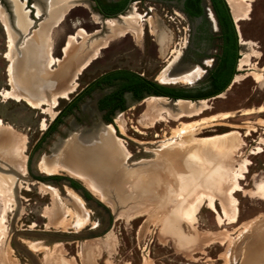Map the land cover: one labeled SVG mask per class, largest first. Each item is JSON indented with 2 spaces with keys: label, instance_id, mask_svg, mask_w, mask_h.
Listing matches in <instances>:
<instances>
[{
  "label": "rangeland",
  "instance_id": "1",
  "mask_svg": "<svg viewBox=\"0 0 264 264\" xmlns=\"http://www.w3.org/2000/svg\"><path fill=\"white\" fill-rule=\"evenodd\" d=\"M78 2H72L70 6ZM85 2L82 0L83 5L86 4ZM0 3L10 15L9 7L4 6L2 1ZM203 3L207 7V12L211 13L208 0H203ZM246 3L248 13L235 23L239 38L249 43L246 54L244 53L246 51L240 48V58H244V54L248 55V58L244 68L236 71L235 80L230 87L218 95L204 99L203 102L201 100L202 105L196 112L169 114L166 108H171L179 100L172 104L174 101L166 97L150 96L142 103L131 105L128 113L116 114L114 119L117 126L115 125L116 132L113 133L115 140L113 144L119 149L121 159L108 161L115 171V177L103 179L98 177L90 166H86L85 171L71 170V148H76L77 144L81 145L80 140L76 138L80 128L69 127L70 120L65 117L55 132L47 136L49 123L76 91L103 71L115 67H129L145 73V76L158 77L167 63L173 61L170 60L172 56L169 55L172 53L175 56L177 50H184L188 32L187 23L182 22L184 29H181V38L172 39L171 26L163 20L165 13L174 15L175 12L180 13L179 9L171 3L134 2L126 13L134 11L139 15L138 20L133 22L137 30H130L129 34L120 36L115 31L111 32L107 26L101 27L103 24L99 26L92 23L95 16H88L83 6L82 18L86 17L87 20H82V25L77 24L81 7L71 8L59 26L54 28L56 47L62 44L66 33L70 34L64 46L65 53L70 38H75L73 46L67 52V57L75 64L82 60L81 56L78 57L75 53L77 54L87 43L86 38L93 36L100 46L105 47L99 46L94 55L97 58L92 60L91 57L88 65L78 67V64H74L75 71L71 73L70 82H66L67 85L70 83L69 86H75L72 93L70 92L67 97H57L55 104L52 103V97L49 105L38 108L23 100L5 98L2 95L4 89L10 90L11 87L8 84L6 71L8 61L5 57L8 51V38L0 19V121L15 132L18 136L17 141L22 142L18 141L19 145H17L15 141L12 143L13 140H6L13 151L15 150L14 152L18 151V146L20 150L16 154H20L21 163L23 162L24 165L22 170H18L5 163L0 164L4 167V169L0 168V176L5 179L10 175L14 180L12 184L8 182L10 192L6 189L4 190L6 194L4 191L0 192V264H220L223 260L225 264L233 262L236 264L235 257L231 255V248L238 247L236 243L241 236L232 239L230 244H220L202 237L201 233L208 230L217 231L223 226L233 231L228 226L218 225L215 214L203 205L204 200H208V196L202 191L200 192L203 196L196 202L191 221L187 223V220L186 222L182 219L177 211V197L184 192L181 188L175 191V179L165 175L166 169L164 164L161 165L160 160L168 154L174 155L177 151H182L200 161L203 160L201 154L207 153L206 147H208L213 149L211 153L230 154L229 163H224L226 166L233 168L241 161H249L247 172L240 180L244 188L250 190L258 181L264 180V150L257 153L260 150L259 146L255 151L257 154L251 153L253 147L260 144L259 139L264 137V82H258L253 76L254 73H259L264 78V0H246ZM141 13L149 14L146 18L149 22L151 20L150 24L143 21L145 17ZM29 15L34 23L28 30V36L33 35L45 20L46 12L37 20L34 19L36 13ZM74 16L76 19L73 18ZM69 18H73L71 22ZM112 20L106 19L105 25ZM73 25L82 27L75 35L73 31L76 29L72 28ZM155 25L169 36L162 47L159 46L152 31L153 28L155 30ZM62 26L64 31L61 29ZM99 27L98 33H92V28ZM50 31L51 28L47 35L52 44ZM82 32L86 34L85 38L78 43V37ZM141 34L143 43L139 46L136 43H141L139 40ZM23 36L24 34L21 38ZM151 38H155V42ZM46 45V42L42 43V48H46ZM155 48L158 51H155ZM55 56H58V52ZM40 59V64L30 65L35 76L38 69H44V66L49 67V70L54 67L50 72L51 75L56 74L61 68L62 61L48 56V52L45 57L41 54ZM50 59H53V64L48 65ZM185 85L186 83L176 84L180 87ZM56 88L59 90V87ZM157 98H159L157 101L162 102L163 105H159V109L152 113L151 104L157 102L155 100ZM189 103L195 102L189 101ZM164 107L166 108L163 109ZM157 111L160 112L159 115L156 114ZM220 112L227 116L209 119ZM130 125L137 130H133ZM67 128L70 131H65ZM234 130L236 133L228 138L214 142L202 140L205 137L226 134ZM69 136L70 138L66 139ZM219 142L230 144L227 153L223 150L224 147L220 148L217 145ZM129 154L131 156H128ZM42 160L50 164L57 163L60 168L50 176L39 168ZM218 164L223 162L220 161ZM8 167L15 168L16 173ZM54 176L59 178H53ZM67 177L79 181L90 191L92 198L85 200L79 192L66 183ZM245 192L235 194L238 198L240 219L264 212V198L252 197L251 194L247 196ZM74 193L83 199V205L89 216V222L80 228L73 225L74 219L71 214H65L68 210L76 213L78 211L73 198ZM97 201L102 207H97L99 205ZM57 204L61 206L58 214ZM54 210L55 214L59 215L58 219L65 215L62 224L57 218L52 219L51 212ZM193 221L195 222L192 223ZM166 222L173 224L164 228ZM109 239L112 240L111 250L104 247ZM95 241L99 244L94 253L89 245L94 247ZM32 243H37L40 247L33 249ZM217 257L221 258L217 259Z\"/></svg>",
  "mask_w": 264,
  "mask_h": 264
},
{
  "label": "bare ground",
  "instance_id": "2",
  "mask_svg": "<svg viewBox=\"0 0 264 264\" xmlns=\"http://www.w3.org/2000/svg\"><path fill=\"white\" fill-rule=\"evenodd\" d=\"M6 1L8 2L9 6H10L12 16L5 12L2 4L0 3V19L4 25L5 32H6V35L8 38V40H7L8 51L6 52L5 57L7 58V61H8L6 71H7V75H8V84L11 88H10V90L4 89L2 91V95L5 98H13V99L15 98L18 101L23 100V101L27 102L29 105L36 107V108L41 107L42 105H49V103H51L52 101L50 99L48 100L46 98V96L43 95V91L39 90L37 92V94L29 93L26 89L27 88H33V87L30 86V83L28 80H26V77L21 78L19 75L17 77V73H18L19 69L21 70V67L26 68L27 66L25 67V65H29V67H30L31 64H40L41 63L40 55L42 54L45 57V54L50 50V48L52 46V44L49 42L50 38L48 39V35H47L49 32V29L51 28V25L53 23L55 24L56 22H58L59 18L62 16V13H64L65 8L67 6H70V4L72 2H77L79 0H44L45 3H41V2L37 3L36 17H38V18L41 17V15H43L42 12H44V11L46 12V17H45V20L40 24L39 28L37 30H35L34 34L29 35V36H28V34H29L28 30L31 28L32 24L34 23V20L30 17L29 10L28 9L26 10L24 8L25 3L20 1V0H6ZM226 1L229 3L228 5L231 8L230 11L232 12V17L234 19V22H238L239 20L243 19L249 11L247 6H246V5H248L246 3V0H226ZM138 17H139V15L137 13H135L134 11H130V12H127L124 16H122L120 21L113 19L112 22L108 23L106 26L110 29L111 32L115 31L118 35L122 36L125 32H129L130 30H132V31L137 30L135 28L133 22H136L138 20ZM150 22H151V20H150ZM152 27H154V25H152ZM152 31L154 32V34L156 36V40H157L159 46L162 47L166 43V41L168 40V37H169L168 34L163 29L159 28L157 25H155V30L153 28ZM23 34L25 36V37L23 36V39H26V40H24L25 45L22 47L19 46V47H21V51H23V53H22L23 57H22V55L21 56L18 55L19 50L16 51V49H18L17 44L20 42V39H21ZM85 35L86 34H84V32H82L80 34V37L82 36V38H85ZM110 38H111V36H110ZM86 39H87V43H85V45H83V47H81V49H79V52H77V54L75 53L76 56H78V57L81 56L80 58H82V60H80L79 63L77 62L75 64L72 60H70V58L67 57V52L73 46V43L75 41V38H70V41L68 43V48L66 47V50H65V57H67L66 60H62L61 63L58 61L61 65L60 70L56 74H52V75L48 74L46 76V78H47L46 82H48L49 85L51 87H53V91L55 90V92L57 94H59L57 97H67L68 94L74 90L75 86H69L70 83L68 85L66 83H64L65 85L63 86V82L66 79V77L71 76L72 75L71 73H73L75 71L74 70V64L75 65L78 64L77 65L78 67L79 66L83 67L84 65H86L89 62L91 57L94 58L95 52L98 50L100 44L97 43V40H94L93 36L88 37ZM44 42H46V44H47L46 48H42V43H44ZM106 42H107V40H106ZM22 43H23V41L21 42V44ZM240 44H241L242 51L245 50L246 52H244V53L246 54L248 52L249 43L244 41L243 38H240ZM14 52H16V53H14ZM245 54H244V58L239 59V64H238L239 70H242L244 68V66L246 65L248 55H245ZM20 60H23L24 63L21 62ZM52 60L53 59L49 60L48 65L52 64ZM172 62L173 61L169 62L162 69L160 74L158 75L157 79L159 82H161L163 84H175V83L192 84L195 81H197V79L200 78V76L203 73V70L197 65H193V66H190L188 68H183V69L178 70V71H173L171 68H169L171 66ZM51 71H52V69H51ZM253 76L258 82H260V83L264 82V78L261 74L254 73ZM73 79H71V80H73ZM74 84H76V83H74ZM56 87H59V90ZM155 100L157 101V100H159V98H157ZM203 101L204 100H202V102ZM56 102H57L56 97H53L52 103L55 104ZM202 102L200 101V102H195V103H189V101L179 100L171 108L168 109V108L164 107L163 109L166 108L167 112L169 114H172V113L177 114V112H185V111L196 112L201 107ZM151 105L153 106V109L150 108L151 106L149 108L151 109V112H152V111L159 109V105H163V103L157 101V102H153ZM149 108H147V109L149 110ZM158 112L159 111H157L156 114L159 115L160 112L159 113ZM156 114H153V116ZM150 116L152 117V115H150ZM226 116L227 115L225 113L220 112L218 114L211 116V118H209V119L214 120V119L223 118ZM155 117H157V116H155ZM186 126H188V125H186ZM101 128L103 130H106V131L105 132L102 131L99 134L100 135V137L98 138L99 143L97 145H93L90 148H85V147H83V146L81 147V145L77 144L76 148H71V155H72V157H71V165H72L71 170L80 169L82 171H85V170H87L86 166H90L92 168V170L94 172H96V175L98 177H100L101 179H103V178H114L115 177V173H114L115 171L108 164V161L121 159L120 158L121 153L119 152V149L117 147L115 148V146L113 144L115 141L113 138L114 128L111 127L110 125H108L106 127H101ZM235 133L236 132L234 130V131L226 133V134L205 137V138H202V140H204L206 142H214V141L219 140V139H224L226 137L228 138ZM17 137L18 136H16L15 132L10 127L4 126L0 121V164L5 163L6 165L13 166L16 169L20 170L22 168L23 162L21 163V159L19 156L20 154L19 153L16 154L20 150L17 146V145H19L18 141H20V140L17 141ZM6 140H11V141L13 140L12 143L15 141L17 144L16 146H17L18 151L16 150L17 152H14L15 150L13 151V148H11L6 143ZM79 140L81 143L82 142L81 140H83V139L81 138ZM14 145L15 144H13V146ZM12 151L15 154H13ZM39 166H40L39 168L41 169V171H43L45 173H49V174H55L58 171V169L60 168V166H58L57 163L50 164L46 160H42L40 162ZM244 169H245L244 166H241L240 172L244 171ZM239 177L241 178V174H239V173H236V174L233 173L232 174L231 181H226V189L224 192H225L227 198L226 197L225 198L220 197V200H221V203L223 206V213L227 217L229 222L234 221L236 218V209H237L236 203L237 202L235 199H233L234 197L231 196L230 193L233 190V188L237 187V185H238L237 179ZM13 181L14 180L10 175H7V178H5V179H3L0 176V192H3L5 189L8 192H10L11 189H10V185L8 184V182H10L12 184ZM94 190H96V189H94ZM4 192L6 194V191H4ZM179 195L180 196H178L179 204L177 205V211L183 217L182 219H185L188 222H190L191 221V215L194 212V209L196 207V201H199V198L203 195L200 192V193L196 194L193 199H191V197L189 198V196H190L189 194H186V196L184 194H179ZM207 196L209 199V204L212 207L213 201H214V198H216V195L211 193L210 195H207ZM218 196H220V195H218ZM197 197H198V200H197ZM73 198H74V201L77 205L78 211L76 213L75 211H69L68 210L67 212H65V214L66 213L71 214L73 216V219H74L73 225L76 228H80L89 222L88 211L83 205V199H81L79 196L75 195V193L73 194ZM228 203H230L229 204L230 209L228 207ZM56 207H57L56 213L58 214L61 211V206H59V204H57ZM141 209H138V211H140ZM51 213H52L51 214L52 219H56L59 216V215L57 216L55 214V210L52 211ZM129 215L132 216V214H129ZM58 221L60 224H62L65 221V215H62L61 217H59ZM0 222H1V220H0ZM164 228H166V227L164 226ZM95 243L96 244L92 243L94 245V247H92L91 244L89 245L90 249L91 248L93 249V252L95 251V249L96 250L98 249L99 243L96 241H95ZM111 245H112V240L110 241V239H109L106 241V244L104 247L107 250H111V248H112ZM31 247L33 249L34 248L38 249L40 246L37 243H35V244L32 243ZM102 247H103V245H102Z\"/></svg>",
  "mask_w": 264,
  "mask_h": 264
},
{
  "label": "flooded vegetation",
  "instance_id": "3",
  "mask_svg": "<svg viewBox=\"0 0 264 264\" xmlns=\"http://www.w3.org/2000/svg\"><path fill=\"white\" fill-rule=\"evenodd\" d=\"M1 1L4 6L9 7V4L6 0H0V2ZM20 1L25 3L24 8L26 10L28 9L29 13H37V3H45L44 0ZM84 1H86L85 3L87 5H83L82 0H79L77 4L67 6L65 8L63 17L58 22L51 25L50 32L52 46L48 51V56H53L56 60L60 61L65 59L64 46L66 44V39L70 34L66 33L62 44L56 47V34L53 32L54 28L59 26V24L64 20V16L71 8L75 6L81 7V11L79 12L81 14L78 18L79 20L77 24L82 25V20H87L86 17L82 18L83 6L85 13H87L88 16H95V19L92 21V23L99 24V26L103 24L101 27H106V19H116L120 21L121 17L125 15L132 3L138 2L143 4L153 1L171 3L176 5V7L179 9L180 13L175 12L173 13L174 15H172V13H165V18L163 19L168 25L171 26L172 39L181 38L180 32L181 29H184L182 22L185 21L188 25L186 28V30H188L187 39L185 45L183 46L184 50H177L175 56H173L172 53L169 55L172 56L170 57V60H173L169 68H171L173 71H178L183 68L197 65L203 70V73L194 83L186 84L185 86L180 87L176 86L178 83L163 84L158 81L157 77L151 78L149 76H145V73L137 72L129 67H115L103 71L96 77L92 78L89 82L85 83V85L76 91V93H74V95L69 98L68 102L57 111L49 123L46 133L47 136L55 132L57 127L61 125L65 117H67L70 120L69 127L80 128V131L77 135L78 137L76 138L81 139V136H85V138L82 137L83 140H81V147L83 145L85 148H90L91 146L97 145L99 143V134L103 130L101 127L111 125L114 127L113 133H115V125L117 126L114 119L115 115L118 113H128V110L131 109V105L142 103L147 97L164 96L173 100L174 102L178 99H187L186 101L198 102L206 98H210L211 96L218 95L222 91L227 90L235 80L234 76H236V71L239 70L238 64L241 54V46L239 45L237 37L234 55L232 56L230 41H225L224 39L220 38L221 29L209 1L211 13L207 12V7L204 5L202 0L200 3L202 12L200 14L188 13L185 9L186 0ZM140 7L142 10L146 11L143 6ZM8 12L11 13L10 8H8ZM42 13H45V11ZM141 14H143L145 17L143 18V21H146V23L149 22V20L146 18L149 14ZM37 18L38 17L36 16L34 17L35 20H37ZM73 18L76 19V16ZM73 18H69L68 20L71 22ZM72 28L76 29L73 31V35H75L76 31L82 27L78 28L76 25H73ZM61 29L64 31L63 26ZM99 29L100 27L92 28V33H96L99 31ZM125 34L129 33L125 32L124 35ZM142 34L141 39H139L141 43H136V45L141 46L143 43ZM130 36H132L131 33ZM78 38L79 43V41L81 42L82 37ZM151 39L155 42V38ZM132 40H134L133 37ZM176 43H178V41H176ZM104 47L105 46H100V48ZM143 49L144 48L142 45V50ZM155 51H158V49L155 48ZM56 52H58V56H55ZM174 57L176 58L174 59ZM96 58L97 56L92 58V60ZM161 62H164V60H161ZM130 127H132L133 130H137L132 125H130ZM65 131L70 130L67 128ZM119 134L121 133L119 132ZM69 138L70 136L66 139ZM128 156L131 155L129 154ZM39 178L44 179L41 176ZM68 185L72 187L70 182ZM75 190L77 191L78 189ZM80 195L85 200L92 198H87L84 193H80ZM98 204L99 205H97V207H102L99 202Z\"/></svg>",
  "mask_w": 264,
  "mask_h": 264
},
{
  "label": "crops",
  "instance_id": "4",
  "mask_svg": "<svg viewBox=\"0 0 264 264\" xmlns=\"http://www.w3.org/2000/svg\"><path fill=\"white\" fill-rule=\"evenodd\" d=\"M43 68H44L43 70L46 72L51 71L48 70L49 67L48 68L43 67ZM69 80H70V76H67L63 83H66V81L70 82ZM262 139L264 140V137L259 139L258 143L260 144L254 146L253 149L251 150V153L257 154L260 153L261 150L262 151L264 150V143L262 142ZM217 145L220 148L224 147L223 150H225L226 153L228 152L229 149L227 147L230 146L229 143L219 142ZM259 146H260V151L255 153L257 147ZM206 150L207 153L201 154L203 156L202 157L203 160L200 161L196 158L189 157L188 153H183L182 151L181 152L177 151L176 153H174V155L168 154V156L162 157L160 161H161V165L164 164L163 166L166 169L165 175L174 177L175 191L180 190L181 188V190H183L184 192V195L189 194L191 199L194 197V195L200 193V191H202L207 195H210L211 193L216 195L212 207L209 204V199L204 200L203 205L208 207L215 214V218L217 219V223L219 226L222 225L228 226L232 228L233 231H230L228 230V228H225L223 226L222 229L217 231L208 230L205 231L204 233H201L202 237L208 240L210 239L213 242H219L220 244H230L232 239L235 240L236 237L241 236L240 240L236 243V245L238 244L237 245L238 247L235 248L234 246L231 248L232 251L231 255L235 257L236 264H264V212L258 213L254 216L245 219H240V214L238 209V205H239L238 198L235 196L237 192L246 191L245 195L247 196H250L251 194L252 197L257 196L259 198H264V180L258 181L255 184V187L250 190L244 188L241 185L240 180L244 178V173L247 172L246 168L247 165L249 164V161L248 160L241 161L239 165L234 166L232 168L224 164V163H229L228 161H230L231 159L230 154L228 155L221 153L220 154L211 153L210 151H212L213 149H210L208 147H206ZM220 161H222L223 164L219 165L218 163ZM241 166H244L245 169L244 171L240 172ZM233 173L241 174V178L239 177L237 179L238 185L236 188H233V190L230 193L231 196L234 197L232 198L235 199L237 202L236 203L237 209H236L235 220L229 222L227 217L223 213V206L220 197L222 198L226 197V194L224 192L226 189V181H231V177ZM177 201L179 204L178 197H177ZM229 204L230 203H228V207L230 209ZM181 218L183 217L181 216ZM195 221H193L192 223H194ZM172 224L173 223L171 222L170 223L166 222L165 227L166 226L171 227ZM218 258L221 257H217V259ZM220 264H225L224 260ZM230 264H235V263L233 262Z\"/></svg>",
  "mask_w": 264,
  "mask_h": 264
},
{
  "label": "trees",
  "instance_id": "5",
  "mask_svg": "<svg viewBox=\"0 0 264 264\" xmlns=\"http://www.w3.org/2000/svg\"><path fill=\"white\" fill-rule=\"evenodd\" d=\"M202 0H186L185 9L188 13L200 14L201 3ZM210 2L211 8L218 20V24L221 29L220 38L230 41L232 48V56L235 51V43L237 40V35L235 31V26L229 14V8L225 2V0H208ZM53 178H59L58 176H54ZM66 180H69L71 186L75 189H81L87 198L92 197L90 192L76 179L67 177Z\"/></svg>",
  "mask_w": 264,
  "mask_h": 264
},
{
  "label": "water",
  "instance_id": "6",
  "mask_svg": "<svg viewBox=\"0 0 264 264\" xmlns=\"http://www.w3.org/2000/svg\"><path fill=\"white\" fill-rule=\"evenodd\" d=\"M225 2H226V4H227V6H228V8H229V14H230V17H231V19H232V21H233V24H234V26H235V31H236V34H237V37H238V42H239V45L241 46V44H240V38H239V33H238V29H237V27H236V23L234 22V19H233V17H232V13H231V11H230V7H229V5H228V2L225 0ZM9 8H10V6H9ZM10 11H11V9H10ZM12 13H10V15H11ZM35 15V14H34ZM12 16V15H11ZM33 29V28H32ZM24 40H26V39H23V38H21L20 39V42L17 44V46H18V49H16V51L17 50H19V52H18V55L19 56H21L22 55V53H23V51H21V47L22 46H24L25 45V41ZM23 41V43L21 44V42ZM19 46H21V47H19ZM14 53H16V52H14ZM22 57H23V55H22ZM19 60V59H18ZM21 62H23L24 63V61L23 60H20ZM27 66V67H26ZM25 67L26 68H23V67H21V70L19 69L18 70V73H17V77H18V75L22 78H25L26 77V80H28L29 81V83H30V86H32L33 88H27L26 90L29 92V93H33V94H37V92L39 91V90H41V91H43V95H45L46 96V98L49 100V99H51L52 97H56L57 98V96L59 95V94H57L56 92H55V90L53 91V87H51L50 85H49V83L48 82H46L47 81V78H46V76L48 75V74H51L50 72H52V71H48V72H46V71H44L43 69H38V72L36 73V76H35V74L33 73V71L31 70V68L29 67V65H25ZM42 67V66H41ZM40 67V68H41ZM17 69V68H16ZM24 69V70H23ZM25 73V74H24ZM23 75V76H22ZM77 78V77H76ZM47 83V84H46ZM40 85V86H39ZM29 86V87H30ZM63 86H64V83H63ZM159 97H164V96H159ZM178 100H187V99H178ZM173 101V100H172ZM175 101H177V100H175ZM175 102H172V104H174ZM4 166V165H3ZM7 167V166H6ZM0 168H2V169H4V167H2L1 165H0ZM9 169L11 168V167H8ZM10 170H12V171H14L15 173H16V169L15 168H12V169H10ZM13 172V173H14ZM48 175V174H47ZM50 176H51V174H50ZM66 183L68 184L69 183V180H67L66 181ZM86 188V187H85ZM88 190V189H87ZM79 193H83L82 192V190L81 189H78L77 190ZM89 191V190H88ZM90 192V191H89ZM91 194V193H90ZM92 195V194H91Z\"/></svg>",
  "mask_w": 264,
  "mask_h": 264
}]
</instances>
